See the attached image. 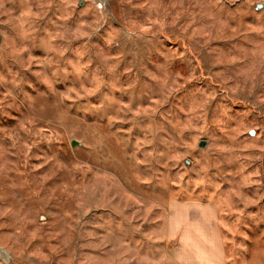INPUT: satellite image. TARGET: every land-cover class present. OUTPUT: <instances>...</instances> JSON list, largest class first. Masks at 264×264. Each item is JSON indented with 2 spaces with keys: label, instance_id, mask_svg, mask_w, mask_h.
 Instances as JSON below:
<instances>
[{
  "label": "rangeland",
  "instance_id": "374dc122",
  "mask_svg": "<svg viewBox=\"0 0 264 264\" xmlns=\"http://www.w3.org/2000/svg\"><path fill=\"white\" fill-rule=\"evenodd\" d=\"M179 202L264 264V0H0V264H178Z\"/></svg>",
  "mask_w": 264,
  "mask_h": 264
},
{
  "label": "crops",
  "instance_id": "0c3cea01",
  "mask_svg": "<svg viewBox=\"0 0 264 264\" xmlns=\"http://www.w3.org/2000/svg\"><path fill=\"white\" fill-rule=\"evenodd\" d=\"M167 227L178 264H229L212 202L173 203Z\"/></svg>",
  "mask_w": 264,
  "mask_h": 264
},
{
  "label": "water",
  "instance_id": "95a60500",
  "mask_svg": "<svg viewBox=\"0 0 264 264\" xmlns=\"http://www.w3.org/2000/svg\"><path fill=\"white\" fill-rule=\"evenodd\" d=\"M75 142V141H74ZM73 142V144H74ZM199 147H206L207 142L206 140L199 141ZM10 257L9 252L2 246H0V259H3L4 261H8Z\"/></svg>",
  "mask_w": 264,
  "mask_h": 264
}]
</instances>
